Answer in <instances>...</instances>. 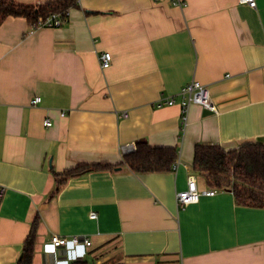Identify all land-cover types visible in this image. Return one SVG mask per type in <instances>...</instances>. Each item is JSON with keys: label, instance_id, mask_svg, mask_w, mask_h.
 I'll return each mask as SVG.
<instances>
[{"label": "crops", "instance_id": "0c3cea01", "mask_svg": "<svg viewBox=\"0 0 264 264\" xmlns=\"http://www.w3.org/2000/svg\"><path fill=\"white\" fill-rule=\"evenodd\" d=\"M256 1L77 0L59 28L0 24V264H18L37 216L33 264H264V208L238 205L230 190L186 208L176 199L192 177L210 189L192 167L197 144H264ZM194 80L217 110L192 104L183 127L179 93ZM167 98L177 103L158 107ZM140 141L177 148V170L121 165V146ZM96 164L114 169L71 177L56 193L54 173ZM54 235L92 243L54 249Z\"/></svg>", "mask_w": 264, "mask_h": 264}, {"label": "trees", "instance_id": "16d2710c", "mask_svg": "<svg viewBox=\"0 0 264 264\" xmlns=\"http://www.w3.org/2000/svg\"><path fill=\"white\" fill-rule=\"evenodd\" d=\"M77 6V0H53L41 4H24L15 0H0V24L9 17H24L31 28L52 14H65ZM135 152L123 155L121 165L134 173L164 172L178 159L174 147H152L145 141L136 144ZM192 167L206 179L211 189L230 190L238 205L264 208V144L245 143L237 149L225 150L220 145L200 143L195 147ZM108 164L80 165L63 173H54L56 193L74 176L90 171L113 170ZM40 218L34 219L18 264H33ZM69 264H90L77 259Z\"/></svg>", "mask_w": 264, "mask_h": 264}, {"label": "built area", "instance_id": "2783aa9c", "mask_svg": "<svg viewBox=\"0 0 264 264\" xmlns=\"http://www.w3.org/2000/svg\"><path fill=\"white\" fill-rule=\"evenodd\" d=\"M176 6L185 7V0H172ZM241 3L247 4L252 8H256L257 1L256 0H240ZM69 20V11L65 14H52L44 20L39 21V23L34 26L32 29L49 27V28H59L65 25ZM100 63L103 69H107L111 66L113 56L110 52H104L99 56ZM179 95L181 96V100L179 102L182 111V125L185 127L188 124V116L190 111V106L192 104H199L211 111H216V107L212 101L210 89L205 84H202L199 81H192L191 83L185 85ZM41 98L36 97L33 100V104L40 103ZM177 101L174 98L164 99L162 102L158 103V107L164 105H174ZM121 116L127 117V112H122ZM52 122L50 120H46L45 126L50 127ZM137 149L136 144H125L121 146L122 156L126 154H130L135 152ZM180 161V160H179ZM178 160L173 165V170H177L179 166ZM218 192L217 189H206L204 191H200L198 188V184L195 178H190L188 181V188L185 191L179 192L177 194V206L179 208H186L191 204L197 203L200 200L202 195L206 196H214ZM4 193V189H0V196ZM92 218H96V213L91 214ZM50 243L52 244L54 249H61L68 246L78 247L81 245L90 246L91 240L87 237L82 236H73L71 238L54 235L52 236Z\"/></svg>", "mask_w": 264, "mask_h": 264}]
</instances>
